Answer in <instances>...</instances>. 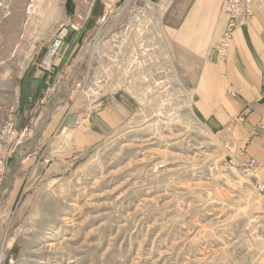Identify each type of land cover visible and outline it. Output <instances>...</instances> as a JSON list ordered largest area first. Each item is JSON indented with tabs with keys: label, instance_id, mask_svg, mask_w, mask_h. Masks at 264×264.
<instances>
[{
	"label": "rangeland",
	"instance_id": "374dc122",
	"mask_svg": "<svg viewBox=\"0 0 264 264\" xmlns=\"http://www.w3.org/2000/svg\"><path fill=\"white\" fill-rule=\"evenodd\" d=\"M52 1L0 0L5 264H264V195L193 106L188 70L205 46L168 28L165 0H118V18L106 0ZM65 17L73 28L43 69ZM44 72L20 112L24 76ZM59 102L80 120L46 129Z\"/></svg>",
	"mask_w": 264,
	"mask_h": 264
},
{
	"label": "crops",
	"instance_id": "0c3cea01",
	"mask_svg": "<svg viewBox=\"0 0 264 264\" xmlns=\"http://www.w3.org/2000/svg\"><path fill=\"white\" fill-rule=\"evenodd\" d=\"M57 1L49 3L52 12L59 9ZM165 1L162 18L169 15L168 28L176 31L175 36L188 37L194 46H205L203 63L188 70L196 113L217 133L226 135L241 160L264 161V7L236 30L228 54L221 58L215 46L228 20L223 8L226 0ZM117 2L106 0L105 4L115 9L107 10L105 16L114 15ZM49 103L42 102L40 110ZM46 117V129L72 126L80 120V115L68 110L64 102L57 104L50 118ZM99 137L93 131L92 139Z\"/></svg>",
	"mask_w": 264,
	"mask_h": 264
},
{
	"label": "built area",
	"instance_id": "2783aa9c",
	"mask_svg": "<svg viewBox=\"0 0 264 264\" xmlns=\"http://www.w3.org/2000/svg\"><path fill=\"white\" fill-rule=\"evenodd\" d=\"M138 1V0H136ZM147 5L153 4L152 0H145ZM264 7V0H226L223 8L228 15L226 26L216 43V51L219 57L223 58L228 54L234 33L238 28L246 25L253 16ZM115 17L121 16L124 11L117 7ZM125 8V7H124ZM109 16H111L109 14ZM70 17L62 19L58 29L46 44L45 56L40 67L50 70L63 46L65 37L73 28ZM262 97L264 99V82L262 85ZM240 154L236 153L229 161V166L235 168L242 174L260 195H264V161L251 158L247 161L240 159ZM6 254H0V264H5ZM10 264H14V259H9Z\"/></svg>",
	"mask_w": 264,
	"mask_h": 264
},
{
	"label": "trees",
	"instance_id": "16d2710c",
	"mask_svg": "<svg viewBox=\"0 0 264 264\" xmlns=\"http://www.w3.org/2000/svg\"><path fill=\"white\" fill-rule=\"evenodd\" d=\"M74 0H69L68 5L73 6ZM96 3V2H95ZM94 3V4H95ZM95 6V5H94ZM74 27L73 31H71L68 41H72L73 36L77 34V31ZM80 39V37H78ZM78 39V40H79ZM78 40L74 43L73 47L77 45ZM45 73V72H44ZM26 78V79H25ZM47 73L45 75H32V77L24 76L22 80L21 87V104H20V112H22L25 108L29 107L32 104L31 99L35 100L41 95L43 91L44 85L46 84Z\"/></svg>",
	"mask_w": 264,
	"mask_h": 264
}]
</instances>
